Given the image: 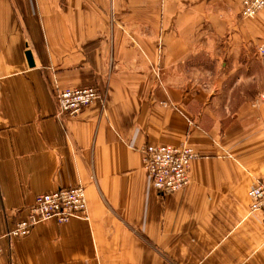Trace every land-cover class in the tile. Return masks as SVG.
<instances>
[{"label":"crops","instance_id":"1","mask_svg":"<svg viewBox=\"0 0 264 264\" xmlns=\"http://www.w3.org/2000/svg\"><path fill=\"white\" fill-rule=\"evenodd\" d=\"M241 12L242 0H0V228L60 187H85L89 205V220L5 240L2 264H264L248 196L264 185V10ZM89 86L103 101L59 113L60 90ZM184 143L199 155L191 183L160 196L141 150Z\"/></svg>","mask_w":264,"mask_h":264},{"label":"built area","instance_id":"2","mask_svg":"<svg viewBox=\"0 0 264 264\" xmlns=\"http://www.w3.org/2000/svg\"><path fill=\"white\" fill-rule=\"evenodd\" d=\"M263 10L264 0H242L241 15L244 19H253ZM260 55L264 58V48L260 49ZM99 99L100 92L93 86L60 90L57 95L59 113L77 117ZM142 155L152 186L162 196L182 191L190 185V167L192 161L199 156L187 144L147 145L142 149ZM248 195L251 211L261 213L264 219V185L256 184ZM25 212L24 216L22 212H18L21 217L8 228L6 234H2L0 230V264L4 254V237L26 238L36 226L48 221L63 225L74 218L88 219L86 189L82 186L60 187L53 192L41 194Z\"/></svg>","mask_w":264,"mask_h":264},{"label":"rangeland","instance_id":"3","mask_svg":"<svg viewBox=\"0 0 264 264\" xmlns=\"http://www.w3.org/2000/svg\"><path fill=\"white\" fill-rule=\"evenodd\" d=\"M89 87H91V86H89ZM93 87H96L98 90H99V88L97 87V86H93ZM65 90V89H64ZM99 92H100V90H99ZM264 95V94H263ZM263 97V96H262ZM98 101H103V95L101 94V92H100V99L98 100ZM98 101H96V102H98ZM95 103V102H94ZM93 103V104H94ZM58 105V104H57ZM91 106V105H90ZM164 106L165 107H168L169 106V104H167V103H165L164 104ZM171 107H173V106H171ZM88 108V107H87ZM86 108V109H87ZM85 109V110H86ZM84 110V111H85ZM80 116V115H79ZM184 144H186V143H184ZM149 145H152V144H149ZM159 145H166V144H159ZM182 145V144H181ZM188 145V144H187ZM147 146V145H146ZM176 146V145H175ZM178 146V145H177ZM188 146H190V145H188ZM191 147V146H190ZM144 148V147H143ZM142 148V149H143ZM194 149V148H193ZM195 151V150H194ZM141 152H142V150H141ZM196 152V151H195ZM197 153V152H196ZM198 154V153H197ZM143 156V155H142ZM199 157V156H198ZM197 159V158H196ZM195 160V159H194ZM193 160V161H194ZM192 161V162H193ZM144 164V163H143ZM192 165V164H191ZM145 168V167H144ZM191 168V167H190ZM147 171V170H146ZM190 181H191V178H190ZM262 184V183H261ZM77 187V186H76ZM83 187V186H82ZM85 188V187H84ZM155 190V189H154ZM156 191V190H155ZM250 191V190H249ZM157 192V191H156ZM180 192V191H179ZM158 193V192H157ZM177 193V192H176ZM86 194H87V191H86ZM160 196H162V195H160ZM166 196H168V195H166ZM249 196V195H248ZM163 197H165V196H163ZM88 199V198H87ZM251 203V202H250ZM251 209V208H250ZM88 210H89V205H88ZM25 214H26V212H24ZM22 216H24V214L22 215ZM21 216H18L16 219H15V221H13L12 222V224L11 225H13V224H15L16 222H17V220L20 218ZM87 217H88V213H87ZM75 219V218H74ZM80 219H82V218H80ZM83 220H89V217H88V219H83ZM49 222V221H48ZM57 223V222H56ZM69 223V222H68ZM42 224V223H41ZM58 224V223H57ZM60 225V224H59ZM37 227V226H36ZM35 227V228H36ZM34 228V229H35ZM34 229H33V231H34ZM0 230H1V228H0ZM8 230V229H7ZM7 230H5V232H3L2 230H1V232H2V234H6V232H7ZM32 234V233H31ZM5 240H8V241H16V240H20V239H11V238H7V237H4L3 238V240H2V242H4ZM3 249H4V245H3Z\"/></svg>","mask_w":264,"mask_h":264},{"label":"water","instance_id":"4","mask_svg":"<svg viewBox=\"0 0 264 264\" xmlns=\"http://www.w3.org/2000/svg\"><path fill=\"white\" fill-rule=\"evenodd\" d=\"M27 57H28L30 64L33 65V62H32L33 60H32V56L30 52L27 54Z\"/></svg>","mask_w":264,"mask_h":264}]
</instances>
